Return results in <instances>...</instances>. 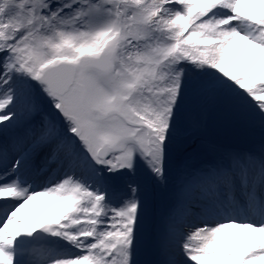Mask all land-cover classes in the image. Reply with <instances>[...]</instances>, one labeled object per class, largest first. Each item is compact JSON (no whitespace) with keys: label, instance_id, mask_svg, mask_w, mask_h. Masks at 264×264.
I'll return each instance as SVG.
<instances>
[{"label":"snow or ice","instance_id":"snow-or-ice-1","mask_svg":"<svg viewBox=\"0 0 264 264\" xmlns=\"http://www.w3.org/2000/svg\"><path fill=\"white\" fill-rule=\"evenodd\" d=\"M189 87L264 117V0H0V125H28L0 155V264H137L139 187L113 180L165 178ZM198 181L195 219L167 223L174 264H264V149Z\"/></svg>","mask_w":264,"mask_h":264},{"label":"rangeland","instance_id":"rangeland-1","mask_svg":"<svg viewBox=\"0 0 264 264\" xmlns=\"http://www.w3.org/2000/svg\"><path fill=\"white\" fill-rule=\"evenodd\" d=\"M23 124L28 126L26 118L13 126L0 125L1 155L7 158L11 153L25 150L27 131L26 138L14 139L13 134ZM262 149L264 117L251 107L239 105L226 93L189 87L168 153L165 178L157 179L140 166L134 176L122 175L113 180L117 187L122 188L129 182L139 187L144 215L135 254L137 264H174L186 259L175 238L165 239L167 223L170 217L175 216L170 215V211H176L174 198L183 189L184 178L193 180L228 153H259ZM3 167L0 165V171ZM45 207L47 202L36 201L23 211L22 216L26 217L29 213L33 217L45 215ZM172 249L177 252L176 255Z\"/></svg>","mask_w":264,"mask_h":264},{"label":"bare ground","instance_id":"bare-ground-1","mask_svg":"<svg viewBox=\"0 0 264 264\" xmlns=\"http://www.w3.org/2000/svg\"><path fill=\"white\" fill-rule=\"evenodd\" d=\"M25 131H27V126H26V124H23V126L21 128H19L18 130L14 131V132H16L15 133L16 134L15 137L17 138L18 137L17 134H19L20 135L19 137L26 138L25 134H24ZM11 156H16V155L14 154V155H11ZM42 162H43V159H41V160H36L35 159L34 160V169L32 171L34 172L35 168H39L40 165L42 164ZM52 167L54 168L55 165H53ZM29 174H31V173H29ZM201 174L196 175L195 177H193V180L191 181V182H193V184L196 183V185H197V189L196 190L191 188L189 185H186V183H185L184 191H179L178 197H176V198H178V201H179V205H177L175 207V209H179L177 217H182V215H184L185 216L184 220H185L186 224L191 222V221H193L195 219V216L193 214L197 213L200 210L201 204L203 203L202 201H200V200H203V199L197 195L198 192L200 190H202L200 188V186H199V181H197L198 177ZM44 175H47V173H45ZM188 190H191V191H189L190 192L189 194L191 195V199H189L188 196H187ZM176 198H174V199H176ZM174 214L176 215L175 212L173 213L172 211H170V215L171 216H173ZM171 251L174 253V255L177 254V252L174 249H172Z\"/></svg>","mask_w":264,"mask_h":264}]
</instances>
